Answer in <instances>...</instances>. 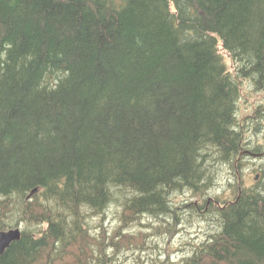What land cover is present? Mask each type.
Segmentation results:
<instances>
[{"label": "trees", "instance_id": "obj_1", "mask_svg": "<svg viewBox=\"0 0 264 264\" xmlns=\"http://www.w3.org/2000/svg\"><path fill=\"white\" fill-rule=\"evenodd\" d=\"M257 94L264 0H0V230L22 228L0 264H111L147 215L170 237L213 225L161 264H264V180L207 197L248 154Z\"/></svg>", "mask_w": 264, "mask_h": 264}, {"label": "rangeland", "instance_id": "obj_2", "mask_svg": "<svg viewBox=\"0 0 264 264\" xmlns=\"http://www.w3.org/2000/svg\"><path fill=\"white\" fill-rule=\"evenodd\" d=\"M223 55L230 64L227 55L225 53H223ZM245 88L248 90L246 84ZM250 92V89L246 92L248 98L250 96ZM245 98L246 97H243L240 101L241 109L239 116L243 118V120L253 117H255L256 120V123H248L251 130L249 129L247 139L251 141V143L247 146L248 148L246 147V149L250 150V154L248 153L234 168L231 165L222 166V174L220 173L218 182L210 189L207 197L231 200L236 196L240 188L252 187L260 180H264V173L256 178L259 173V169H263L262 171L264 172V118H258L260 116V112L263 110H259L260 108L256 109L260 105L263 106L264 109V101L262 99V95L260 94L252 96V101L250 103L245 102ZM257 145L258 147H256ZM257 157H260L262 160ZM186 195L188 196L189 194ZM176 198L182 201L187 197L183 194H176ZM199 199L200 198L195 197L192 200L199 201ZM119 212L120 207L113 205L107 210L105 218L101 215L92 216L90 218V222L93 227V232L98 233L106 228L109 233H112L113 229L118 227L121 223ZM160 222V220L147 215L143 216L141 224H136L127 228L125 232H145L146 246L144 249H121L111 264H161V258H165L167 256V251L169 252L170 260L176 262L180 260L183 255L191 251L193 247L192 243L199 242L205 238L207 233H209L213 228L212 224L202 220L184 219L182 222L178 223L177 232L170 237V233L156 231V227L159 226Z\"/></svg>", "mask_w": 264, "mask_h": 264}, {"label": "water", "instance_id": "obj_3", "mask_svg": "<svg viewBox=\"0 0 264 264\" xmlns=\"http://www.w3.org/2000/svg\"><path fill=\"white\" fill-rule=\"evenodd\" d=\"M32 192L29 195V198L33 195ZM22 237V228L20 226L0 230V258L6 252V250L14 243L15 241L20 240Z\"/></svg>", "mask_w": 264, "mask_h": 264}, {"label": "bare ground", "instance_id": "obj_4", "mask_svg": "<svg viewBox=\"0 0 264 264\" xmlns=\"http://www.w3.org/2000/svg\"><path fill=\"white\" fill-rule=\"evenodd\" d=\"M262 126V125H261ZM260 129V128H259ZM248 142V141H247ZM250 143V142H249ZM245 145H246V143H244ZM245 145H243V146H245ZM247 146V145H246ZM260 146V145H259ZM256 147H258V145L256 146ZM248 148V147H247ZM251 149V148H250ZM257 149V148H256ZM247 150H249V149H247ZM250 154V153H249ZM231 156V155H230ZM242 156V155H241ZM244 156V155H243ZM246 156V155H245ZM249 156V155H248ZM251 156V155H250ZM264 156V155H263ZM249 158V157H248ZM255 158V157H254ZM257 158H259V159H261L260 157H257ZM244 159V158H243ZM257 160V159H256ZM262 160V159H261ZM228 163V162H227ZM239 163V162H238ZM231 164V163H230ZM257 164V163H256ZM256 164H254V165H256ZM233 167V166H232ZM242 167H244V166H242ZM209 168H210V166H209ZM217 169V168H216ZM219 169V168H218ZM240 169H241V167H240ZM239 169V170H240ZM205 170V169H204ZM209 170V169H208ZM208 170L206 171V172H208ZM212 170V169H211ZM256 170V169H255ZM260 170V169H259ZM263 170V169H262ZM242 171H243V169H242ZM248 171H250V170H248ZM256 172H258V171H256ZM263 172V171H262ZM201 173V172H200ZM218 173V172H217ZM221 173V172H220ZM264 173V172H263ZM222 174V173H221ZM203 175H205V174H203ZM209 175V174H208ZM211 175V174H210ZM219 176V175H218ZM217 176V177H218ZM223 177V176H222ZM217 179V178H216ZM221 179V178H220ZM218 181V180H217ZM209 183V182H208ZM219 184V183H218ZM213 185V184H212ZM215 185V184H214ZM221 185V184H220ZM241 186H242V184H241ZM259 187H260V185H259ZM258 187V188H259ZM195 188V187H194ZM10 192V191H9ZM208 192V191H207ZM12 193V192H11ZM206 194V193H205ZM204 194V195H205ZM209 194V193H208ZM39 195V194H38ZM202 195V194H201ZM175 197H176V195H175ZM185 197H187V196H185ZM172 198H173V196H172ZM171 201V200H170ZM175 200H173V202H174ZM178 201V200H177ZM190 201H192V200H190ZM215 201V200H214ZM184 202V201H183ZM186 202V201H185ZM205 203V202H204ZM172 204V203H171ZM174 204V203H173ZM176 204V203H175ZM218 204V203H217ZM171 206V205H170ZM180 208H182V207H180ZM210 210V209H209ZM184 211H185V209H184ZM189 211V210H188ZM183 212V211H182ZM187 212V211H186ZM184 213V212H183ZM199 213V212H198ZM206 214H208V213H206ZM213 214V213H212ZM195 215H197V214H195ZM185 216V215H184ZM202 217H204V215L202 216ZM209 217V216H208ZM35 219V218H34ZM203 219V218H202ZM208 219H210V218H208ZM216 219V218H215ZM24 220V219H23ZM207 220V219H206ZM21 226V225H20ZM22 227H23V225H22ZM208 234V233H207ZM31 235V234H30ZM68 252V251H67ZM99 256V255H98ZM101 257V256H100ZM52 258V257H51ZM92 258V257H91ZM107 259V258H106ZM48 260H49V257H48ZM97 260H98V258H97ZM104 260V259H103ZM112 261V260H111ZM98 262V261H97ZM96 263V262H95Z\"/></svg>", "mask_w": 264, "mask_h": 264}, {"label": "flooded vegetation", "instance_id": "obj_5", "mask_svg": "<svg viewBox=\"0 0 264 264\" xmlns=\"http://www.w3.org/2000/svg\"><path fill=\"white\" fill-rule=\"evenodd\" d=\"M247 152L249 153V152H250V150H247ZM262 174H263L262 170H259V173L257 174L256 178H258V177H259V175H262Z\"/></svg>", "mask_w": 264, "mask_h": 264}]
</instances>
